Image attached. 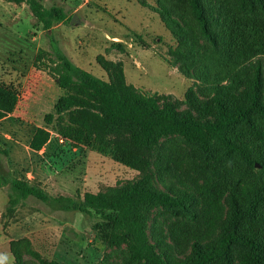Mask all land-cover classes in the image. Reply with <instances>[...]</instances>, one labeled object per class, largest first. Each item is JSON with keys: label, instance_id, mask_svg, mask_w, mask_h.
<instances>
[{"label": "rangeland", "instance_id": "374dc122", "mask_svg": "<svg viewBox=\"0 0 264 264\" xmlns=\"http://www.w3.org/2000/svg\"><path fill=\"white\" fill-rule=\"evenodd\" d=\"M39 1L46 8H63L69 21L42 30L26 4L0 0V83L18 97L13 112L0 121V147L8 152L1 160L13 176L38 184L52 196L77 199L86 191L103 192L138 177L139 172L97 152L75 148L69 140L59 143L52 137L43 155L29 148L35 128L44 126L45 115L53 112L63 92L49 71L50 58L55 59L51 38L75 65L103 80L108 77L96 57L102 54L121 61L127 83L142 92L167 96L180 111L190 107L189 95L204 104L219 86L242 89L257 60L264 70V55L238 58L250 27L264 28V19L239 0H203L209 37L201 32L185 0ZM161 6L170 12L173 28L163 23L158 13ZM73 15L76 22L71 23ZM38 52L40 60L35 61ZM253 119L257 134L246 124H238L233 138L252 158L264 161V118L254 115ZM152 155L159 188L169 183L182 188L185 181L202 194L192 215L161 208L150 213L149 238L159 250L168 249L178 259L189 253L195 235L206 240L216 236L227 216L231 193L264 182L258 163L248 168L239 155L225 156L217 142L212 155L205 156L193 143L168 138ZM10 191L9 185L0 187V264H14L10 243L21 239L30 241L49 260L46 264H53V259L65 264H135L127 261L124 245L114 247L96 238L93 227L100 221L98 216L63 210L32 196L10 214ZM211 215L219 218L214 233L207 232ZM24 263L39 264L27 253Z\"/></svg>", "mask_w": 264, "mask_h": 264}, {"label": "trees", "instance_id": "16d2710c", "mask_svg": "<svg viewBox=\"0 0 264 264\" xmlns=\"http://www.w3.org/2000/svg\"><path fill=\"white\" fill-rule=\"evenodd\" d=\"M6 1L26 4L42 30H52L55 24L70 19L63 8L54 5L46 8L39 0ZM185 1L201 32L209 37L206 3L203 0ZM239 1L249 12L264 19V0ZM159 10L163 23L173 28L174 20L169 18L168 9L161 6ZM175 24L179 26L177 22ZM246 39L241 41L240 60L264 55V28L250 27ZM116 45L123 48L119 43ZM51 49L55 59L50 58L49 71L63 92L55 102L53 112L45 115L44 126L35 128L29 148L43 155L52 137L57 140L53 131L69 140L73 147H83L109 157L138 171L139 176L103 192L86 191L77 199L52 196L38 184L13 176L1 160L8 152L0 147V187L9 185L11 190L7 213H13L22 201L32 196L63 210L96 215L100 218L93 227L96 238L104 240L106 245H124L127 261L135 264H264V182L231 193L227 216L220 222L216 236L206 240L202 235H195L197 239L192 241L184 258L178 259L168 249L159 250L147 231L153 209L192 215L193 205L198 197H202L201 192L196 194L185 181L181 182L182 188L172 183L166 184L164 189L157 186L159 172L151 157L164 140L180 137L195 144L205 156L212 155L213 144L217 142L223 147L225 156L235 153L248 168L252 169L258 163L264 170V161L252 158L248 149L233 138L238 124H246L257 134L253 116L264 118L261 61L253 63L242 89L219 86L216 94L204 104L189 95L186 99L190 107L180 111L167 96L142 92L127 83L121 61L107 59L102 54L96 57L108 77L103 80L75 65L57 47L54 38H51ZM38 60L39 52L35 57V61ZM17 101V93L0 83V121L13 112ZM218 219L209 216L207 232H215ZM10 248L14 264H25V253L39 264L49 263L27 239L11 241ZM50 261L65 264L56 259Z\"/></svg>", "mask_w": 264, "mask_h": 264}, {"label": "built area", "instance_id": "2783aa9c", "mask_svg": "<svg viewBox=\"0 0 264 264\" xmlns=\"http://www.w3.org/2000/svg\"><path fill=\"white\" fill-rule=\"evenodd\" d=\"M53 136L57 138L59 143H64L65 139L62 136L55 133L53 134Z\"/></svg>", "mask_w": 264, "mask_h": 264}, {"label": "water", "instance_id": "95a60500", "mask_svg": "<svg viewBox=\"0 0 264 264\" xmlns=\"http://www.w3.org/2000/svg\"><path fill=\"white\" fill-rule=\"evenodd\" d=\"M70 22H71V23H74V22H76V16H75V15H73V16H72V18H71Z\"/></svg>", "mask_w": 264, "mask_h": 264}, {"label": "crops", "instance_id": "0c3cea01", "mask_svg": "<svg viewBox=\"0 0 264 264\" xmlns=\"http://www.w3.org/2000/svg\"><path fill=\"white\" fill-rule=\"evenodd\" d=\"M113 61H114V60H113ZM116 61H118V60H116ZM57 92L60 93L58 90H57ZM59 96H60V95H59ZM57 99H58V98H57Z\"/></svg>", "mask_w": 264, "mask_h": 264}]
</instances>
